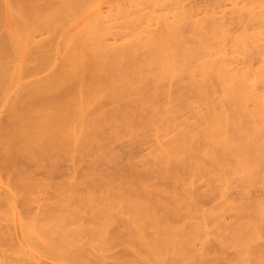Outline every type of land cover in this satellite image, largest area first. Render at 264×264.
<instances>
[{"label": "bare ground", "instance_id": "6f19581e", "mask_svg": "<svg viewBox=\"0 0 264 264\" xmlns=\"http://www.w3.org/2000/svg\"><path fill=\"white\" fill-rule=\"evenodd\" d=\"M95 1L98 0H0L1 103L5 100V96L14 94L12 101L9 100L10 102L7 104V118H1L3 121L0 119V155L5 158V160L2 159L6 164H4L3 160H0V163L2 164L3 162L4 164V167H2L3 170L7 168L4 170V173H7L5 174L6 176L8 175L6 178L9 177L10 179H7L8 184L9 181L10 184L9 186L7 184L9 188H6L5 192H1L0 182V264H22V262H25L23 247L25 244L29 248L35 249V252L38 251L40 255V250L37 249L42 246L44 247V245L46 246L44 247V252L46 253L52 250L56 252V249L59 250L60 248L62 250L65 246L67 249V246H70L74 248V254L73 251H70V255H73H69L70 262H73V264H106L107 257L109 259V256L106 255V251H112V247L115 249L116 246L123 245L127 250L124 249L125 251L122 250L121 252L117 250L118 253L115 252L117 254L113 256V262L111 261L110 264H161V262H159L160 258L162 259L161 261H163L162 264H164L165 260L159 255H162V253L169 248V240L174 238L175 242L171 241L174 246L172 247L170 244V248L175 250L172 252L173 254L179 251L177 253H192L193 256V252H196L198 257L200 256L203 258L213 251L215 256L213 259L210 258V261L207 259L208 264H264V240L262 241V245L255 244L259 238L261 240V238L264 237V223H262L264 219V203L259 202V200H253V203H249V205L245 206L243 203H240L242 200L236 203L235 199L231 201L232 199L230 200L227 198L222 202L223 198L220 197V194L223 190L219 191V193L221 192L220 194L214 195V193H216L214 190L218 188L215 189L213 187L212 197L214 198L220 195L219 198L222 203L219 202L215 204V207L213 204L214 208H212V210L210 208L208 214L207 212L209 210H207V212L205 211V214L208 216L206 220V216L204 217L205 214L203 213L204 211H198V214L196 210L197 207H195L196 209L194 208L195 203H193V201H188L196 197H190L191 199L188 198L187 200L184 196H173L176 195L173 194L172 196H168V198L166 196V198L162 199H151V196L150 199L147 197L146 200L144 197L143 199L141 196L145 195H142L143 193L140 194V186H138L139 192L137 191L138 188H134L141 183L138 180L141 175H139L140 177L137 179L138 184H136V182L132 188V190L136 189V191H132L128 187L125 188L127 185L126 182H124L126 185L123 186V189L120 187L122 184L118 185L119 187L117 188L115 186L116 182H112L116 187V189L113 188L116 190V194L114 196L110 194L114 192L112 189L109 193L110 198H108V193L106 192L105 194L107 197L102 196L104 200L106 197L105 203H103L105 204L104 206L107 207L105 210L104 206L103 211L99 210V208L97 209V207L95 208V206L93 207V213H90V222L92 225L84 226V222L83 225L81 224L82 213L80 210L81 207H79L80 202L77 204L73 203L70 199L72 200L75 196L71 195V198L68 199L66 195L65 198L68 199L64 201L66 206L59 208L60 210H56L59 205L62 207L63 201L61 203L57 202V206L51 203L42 212L43 218L45 217L44 219L41 216H38L39 219L36 216V219L34 216L35 219H32L33 221H31L30 217V223H25L20 220L23 244H18L19 246H17L15 250H11V248L6 250L7 243L5 245L2 241L6 239L5 237L8 231L5 237L3 236L2 238V235H4L2 229L4 231L6 227L4 226V228H2L4 224L1 222L10 219L9 217L11 215L14 220L13 215L17 208V197L21 192H24L27 197H29L31 194H36V189L42 187L41 185H43V187L46 186L44 180H38L39 177L33 176L30 172L34 173L35 171L36 174V172L39 173L40 170L46 177L49 173V169L47 170L49 167H47L46 170H41V168L45 169L46 165L44 161H46L47 158L49 159L54 151L56 152V150L62 148H70L69 150L74 148L73 150L76 152L80 150V147L86 144L84 149H87L89 144L92 145L93 141H91L89 135L87 137L86 134H90L91 131L94 135L97 129L102 128L101 126H103V124H100L101 126L99 125L100 120L102 123L104 119L111 117L110 119L112 120L113 118L114 120L117 118L113 112H106L110 117H105L103 102L106 98L117 103L123 100H132L134 97H142L149 100L146 101L145 99L147 103L149 102L150 104L151 102L156 105L160 98L164 99L169 97L168 100H165L166 103H172L173 101H183L186 103V94L183 93L184 84L181 82L182 78L187 79V85L190 90H193V93L196 92L199 96L201 95L202 99L206 97V93H209L208 89H210L205 85V81L212 89V82L210 83L209 81L213 79V83H219L221 85L219 88L223 89L227 97L229 111L233 116H236V114L243 113V105L254 91L251 83L256 82L258 84L259 81L264 82V62L261 60L264 57V36L262 37L261 35L263 33L260 31L259 34L255 31L252 34H248V30H250L248 28V30L245 29L248 31L247 34L244 31L240 35L238 33V36H234L237 34L236 32H234L236 34L233 33V35L231 33L233 30L230 31V29H226V24L231 21L227 19L226 22V18L224 19V17H227V13H225L223 9L224 5L227 6V2L239 8L238 5L240 2H243V7H245L250 4L253 5V3L256 5L258 1L260 3V0H217L215 8H213L215 4L212 3V7V4L210 6V4L208 5L207 3L209 8L204 5L205 9L201 11L199 9L201 7L197 8L196 6L197 9L185 7L182 0H173L172 3L170 1L172 9L170 5L169 8L171 10L159 8L163 0H141L142 3L149 6L148 8L151 9H148V11L144 13L143 11L145 9H138L137 6L132 10L125 9L124 13L127 14V16L134 15L128 21V30L129 34L133 35L135 38L132 41H124L119 44L116 42L125 37L127 34L126 31H116V27L112 23L113 16L111 17L110 15L112 14L108 13L110 12V8H108L109 11L107 12L108 15H110L104 16L102 11L100 12L99 6L93 8V3ZM193 5H195V3H193ZM252 5H250V7ZM253 8L254 6L248 10L249 16L253 18L252 20L256 23L259 22V20L264 23V10L255 13ZM106 11L105 15L107 14ZM236 11L233 10L232 13L234 14ZM236 13H240V11ZM199 14H203L204 17L197 18ZM218 15L223 16V18L221 17L222 19L219 20L217 17ZM235 15L234 18L236 19L238 17L237 20L239 22L243 20L241 14V16L237 17H235ZM249 16L246 18L245 15L243 18L252 22L248 19ZM234 18L232 20H235ZM255 19L259 20L255 21ZM238 21L236 23L239 24ZM249 22L246 23L250 25ZM262 22L257 25L261 27V25H264ZM244 23L242 24L241 22L240 24L243 26L246 24ZM231 24L228 25L230 28ZM234 24L235 23L232 25L234 26ZM238 27L239 29L237 30L240 31V26ZM257 28L258 27L254 30H257ZM227 30L230 31L233 37L227 35L229 33ZM234 31H236L235 26ZM186 33L189 35L191 33L192 37L195 36V38L190 41L187 38L191 37L189 35L186 36ZM111 36L115 41L113 43L108 41ZM226 37L229 39L230 37L232 38L231 42L227 38L229 43H231L228 51H226V48V50L222 48L223 46L228 47V43L226 44L224 42ZM221 39H224V41H221ZM192 41L193 43L191 44ZM221 42L225 44L223 45ZM255 60H260V62L258 66L254 68L253 66L255 64L253 65L252 62ZM57 61L60 63V67L58 66L59 70L56 68L53 72H56V70L58 71L51 74L49 69ZM231 65L234 67H231ZM40 72L43 73L42 78L38 80L35 78V80L29 79L35 77L37 74H41ZM150 75L151 77L153 75L151 81H149L150 79L148 80ZM173 76H180V78H177L179 82H175V77V86L172 85ZM207 77L209 79H207ZM252 78L254 82L251 81ZM147 80L151 82L148 84L150 85L148 89L146 88V84L148 83ZM255 94L256 93H254V95ZM262 94V96H264V91ZM102 98L104 99L102 100ZM100 100H102V103ZM203 100L206 101L207 98ZM153 105L154 104H152V106ZM1 106L2 104L0 108H2ZM141 107H144L143 109L146 108L145 106H140L139 109ZM92 108L94 109L93 112H95L94 114L93 112L90 114L91 117L93 115V120L89 118L90 115L88 114ZM118 110H120V112L123 111L120 107ZM118 110L114 111L117 116V113H119ZM173 110L177 111L178 109H172V111ZM224 110L225 109H223L222 112L220 111L221 113L219 114L212 112L211 115L210 113L207 117L210 118L208 122H206V118L203 120L204 126L206 123L208 124L207 127L203 129L205 132L203 131V133H201V136L203 135V142L201 140L202 143H197L198 138L195 136L196 133H193L192 130L189 131L190 129L181 130V133L177 131L176 133L178 134L175 133L174 136L170 137L165 142L161 141L160 143H156L159 146L158 148L155 146L158 149L157 151L155 148V151H161L158 156L164 158V160H166L164 161L165 163L168 161L169 166L171 161L174 162V165L177 161L178 165L176 166L171 163V166L173 165L172 168L176 167L174 170L178 171L180 168L182 170L187 168L191 170V168L197 166L193 165V161L195 160L203 159L205 164V160L209 159L214 164V162H218V159L219 162L220 160L223 161L228 159L229 155L233 154L237 156L236 148L234 149V147H238L237 149H239L241 146L240 144L243 145L241 146L243 150L246 146H249L247 148L251 146L254 148V145H251V140H255L258 133L259 136H263L264 130H262L261 133L257 132L258 130L254 131L257 128L251 125L249 128V123H247V125L245 122V127L248 129L244 128L243 130L242 126L241 130L243 131L239 133L240 128L238 129L236 124L230 121V114H227L228 110ZM177 113L178 112L174 114ZM120 117L122 118V116ZM124 118L126 117L124 116L123 120ZM203 121L199 120V123ZM144 122L142 123L143 126L145 125ZM148 122H150V119ZM140 128L143 129L144 127ZM230 128H234L235 132L233 131L230 133ZM251 128H254L253 131H251L253 133L252 135L247 132L249 129L251 130ZM245 129L247 131H245ZM79 131H83V138H80L81 136L78 138L77 134L79 135ZM101 131L100 129V132ZM97 132L98 134L96 133V136L98 135L97 138H100L102 132L100 134L98 130ZM258 137H256V139ZM93 138L96 139L94 136ZM88 141H91V143ZM157 141L159 142L160 140ZM256 143L258 144V142H255V144ZM256 147L257 149L259 148L258 154L254 156L251 162L247 161L248 159H245L247 162L244 160L243 163L239 162L242 167L243 165L245 166L244 170L248 168V173L251 168L253 169L255 167L256 169H254L253 172L251 170V175L250 177L248 176L250 178L249 180L248 178H243L245 179L242 181L244 186H247L248 183L251 182V177L254 175L252 173L254 172L256 174L259 173L264 179V144L261 143L260 146L255 145V148ZM75 148L77 149L75 150ZM242 148L237 151L240 152ZM82 149L83 148H81V150ZM84 149L82 150L83 152ZM69 150L68 152H71L72 155L73 150ZM233 151H235V154ZM59 152L60 151H58V153ZM74 153L73 156L76 155H74ZM85 153L81 154L80 152L81 155L86 157L87 154L85 156ZM71 155H69V158ZM159 158L160 157H158V159ZM162 158H160L161 160L159 159V161L162 162ZM18 159L21 161L19 162L20 165L25 162L24 165L22 164L23 166H29V164L35 165L34 162L36 164L38 163L37 165H39V163L42 164L32 172L31 170L33 168L31 166H29V168L24 167V169L23 166L20 168L17 167L16 161H18ZM250 159L252 158L250 157ZM77 160L79 161L80 159ZM47 162L49 161L47 160ZM161 162H159L158 165ZM218 163L217 165L220 164ZM250 163L252 167H248ZM37 165L36 167H38ZM51 166L52 165H50V168ZM159 166H161V164ZM171 166L167 168L169 171ZM204 166L208 167L207 164ZM7 170H9L10 173L6 172ZM43 171L46 173H43ZM210 171H212V169ZM171 172L173 173V170ZM172 173L171 175L175 172ZM179 173H181V171H178L177 174L179 175ZM177 174L173 177H178ZM43 175L41 177L42 179L44 177ZM214 175L210 176L214 178ZM103 178L106 179L105 177ZM223 179L229 180L227 177ZM214 180L219 181V178H215ZM97 181L98 180H96V182ZM102 181H100V184ZM211 181L210 178L209 182L211 183ZM108 182L109 181H105L104 183L106 184ZM220 182L222 183V181H219V183ZM224 182L226 183V180ZM109 184L110 182L108 185ZM131 185L133 184L131 183ZM140 185H142V183ZM220 185L222 186V184ZM10 186L12 189H10ZM107 186L105 185V188ZM127 186L130 187L129 184ZM221 186H219V188H221ZM42 189L39 192H41ZM209 191L211 194V189H209ZM17 192H20V194L18 195ZM39 192L37 191V195ZM23 194L19 200H24L23 198L25 195L23 196ZM69 194L68 197H70ZM240 194H242V192ZM78 197L79 196L76 198L78 199ZM239 197L237 196V198ZM231 198L233 197L231 196ZM29 199H31V196ZM100 199L102 200V198ZM239 199H243V197ZM22 200L20 204L21 202L23 204ZM95 200L93 197V201ZM90 202L92 201L90 200ZM234 202L236 203L235 205H233ZM28 203L29 201L27 198V203L25 201L23 205H28ZM97 203L95 202V205H99ZM86 204H88V202ZM106 204L109 207L106 206ZM27 208L28 207L25 209ZM29 208H31V206ZM23 212L25 211L23 210L22 213ZM228 212H232L233 214L236 213L237 215H233L232 213L229 214ZM194 213L199 216H193ZM226 213H228L230 218L229 222L224 220L226 219ZM30 214L29 212V215ZM113 214L120 215L122 219H117L118 222L120 221V224L118 223L116 227H113L117 224V222L114 221L116 218H113L114 222H111V216H113ZM126 215L127 217H124ZM196 217L200 220L197 223L193 222ZM123 218L125 220H123ZM78 221L81 224H78L80 226L72 228V230L71 228L69 229V227L67 228L71 222L77 223ZM112 223L115 224L112 226L113 229H110V232L107 227ZM12 224L14 223L12 222ZM10 227L11 225L8 228ZM78 227L81 228L79 229ZM77 228L79 230H77ZM11 229L13 228L11 227ZM104 229H106V232ZM8 230L10 231V229ZM99 232L105 233V237L99 235L100 238H103V241L98 236ZM82 233L85 234L84 238H88L85 241L86 243L84 242L82 244V246H86L85 248L82 247L80 243V245H76L79 239L81 241ZM109 233L110 235H108ZM210 233L213 234L211 235V239L209 237ZM201 234L204 236V241L202 242L203 247L206 245L203 252L193 249V242ZM86 235L88 237H86ZM96 235L98 237L96 239H99L98 242H100L96 243L97 245L94 243ZM159 240L161 241L159 242ZM216 245L219 249L218 247H216L217 249L214 248ZM3 246H5V248ZM13 246L15 247V243ZM70 247L68 251L72 250ZM66 249L64 248L65 253L67 252L65 251ZM228 249L234 252H232L234 256H232L230 260H226V256L228 255L227 252H229ZM64 252L61 251L60 254L63 253L64 255ZM94 252L96 255L95 257H98V260L95 261L96 263L93 262L94 259H91V254L93 255ZM51 253L52 252L49 254ZM52 254H54V251ZM230 254L228 256H231ZM13 255H15V258ZM57 255H55V257L58 259L59 255ZM63 255V258L67 256V254ZM128 255L130 257H128ZM48 256H46V259ZM21 257L25 261H22ZM65 259L67 260V258Z\"/></svg>", "mask_w": 264, "mask_h": 264}, {"label": "rangeland", "instance_id": "374dc122", "mask_svg": "<svg viewBox=\"0 0 264 264\" xmlns=\"http://www.w3.org/2000/svg\"><path fill=\"white\" fill-rule=\"evenodd\" d=\"M166 1H167V3H166ZM170 1H171V3L173 2V0H163L162 4H160L161 6H159V8H167V10L168 9L171 10L172 9L171 8L172 4L170 3ZM182 1H183V5L185 7L192 8V9L193 8L197 9L198 7H201V8H199L200 11H201V10L205 9V6L207 7L209 4L211 6L212 3L215 4L214 7H213V4H212V7L215 8L217 0H182ZM206 1H208V2H206ZM193 3H195V5H193ZM207 3H208V5H207ZM260 3L258 1L256 3V5H254V3H253V5L250 4V5H252L251 7L254 6L253 10H254L255 13H258L259 11H263L264 10V0H260ZM226 4H227V6L226 5L223 6V9H224L225 13H227L226 14L227 17H224V19L226 18L225 19L226 22H227V19H228V21H231V22H228L229 24L227 23L228 25H230L232 22L235 23L236 25L234 24V26L236 28V31H234V26L232 25L233 23L231 24V28L232 29L227 24H226V29H230V31L233 30L231 32L232 34L234 32H236L237 34L234 33V34H236V35L233 34L234 36H238V33L240 35L244 31L246 32V34L248 33V31H249L248 34H252L255 31L260 34V31H261V33H263V34H261L262 37L264 36V25H261V27L257 25L258 23L261 24L262 21H260L259 19H255V21L259 20V22L256 23V22H254V20H252L253 18H251L249 16L250 14L248 13L249 12L248 10L251 9L250 5L246 4L247 6L243 7V2H240L239 5H238L239 8H236V7H234L233 5H231L228 2ZM93 5H94L93 8L99 6L100 12L102 11V14L104 16H107L108 13L112 14V15H110V14L109 15L111 17L113 16L112 17L113 18V22L112 23L115 25L116 31H118V32L126 31L127 34L125 35V37L122 38V39H119L116 42L117 44H119L121 42H124V41H132L135 38L133 35L129 34V30H128V21L134 15L127 16V14L124 13L125 9L126 10L127 9L132 10V9L136 8V6H137L138 9L139 8H142L143 10L145 9L143 11V13L147 12L148 9H151V8H148L149 6H147L144 3H142L141 0H98V1H95L93 3ZM169 5H170L171 9L169 8ZM145 6L147 7V10H146ZM196 6H197V8H196ZM202 6H203V8H202ZM108 8H110L109 9L110 12H108L109 11ZM208 8H209V6H208ZM213 8H211V9H213ZM233 10L234 11L237 10L236 12L240 11V13L234 12V14H233L232 13ZM241 10H242V13H241ZM105 11H106V13L108 12L106 15H105ZM166 12H168V11H166ZM137 14H140V13H137ZM234 15H235V17L241 16L243 20L245 19V18H243V17H245V15H246V18L249 16L248 19H250V21H252V22H249V20H247V19H245L247 21H245V20L243 21L242 20L241 21L242 24L244 22L245 23L246 22L250 23V25L247 24V23H246L247 24L246 25L244 23L245 25H243V26H245V27H243L242 24H240L241 22H239L237 20L238 17L235 19ZM219 16H220V18H219ZM200 17L203 18L204 15L203 14L202 15L199 14L197 16V18H200ZM217 17H218L219 20L223 18V16H221V15H218ZM233 18L235 20H232ZM237 21L239 22V24L236 23ZM238 26H240V31L241 32L239 30H237V29H239ZM255 26L258 27L259 29L257 28V30H254V29H256ZM253 27H255V28H253ZM248 28L250 30H248ZM242 29H243V31H242ZM245 29H247L248 31L245 30ZM230 31H228L229 33L227 34L229 36L231 35ZM188 35L189 34L186 33V36H188ZM233 35H231V36L233 37ZM189 36L192 38V39L191 38H187L190 41L193 40V38H195V36L192 37L191 33H190ZM111 38H112V36H111ZM111 38L109 37L108 41L110 43L115 42L114 39L112 38L113 39L112 40ZM227 38L228 37H226L225 41H224V39H221V41L223 40L226 44L227 43L229 44V45L227 44L228 47H226V46L222 47L224 49L226 48L227 49V50L225 49L226 51H228V49L230 48V45H231V43H229V41L230 42L232 41L231 37H230L231 40L228 38L229 41L227 40ZM189 40H187V41H189ZM224 42H221V44L223 43V45H224L225 44ZM192 43H193V41L191 42V44ZM263 58L261 59L262 62H264ZM259 62H260V60L253 61L252 64L253 65L255 64L253 67L254 68L257 67ZM59 64H60L59 61H57L55 64H53L51 66V68L49 69L51 74L52 73H56L59 70L58 69V66L60 67ZM232 66L233 65H231V67ZM234 66H235V64H234ZM56 68L58 70H56V72H53V71H55ZM42 77H43V73H41L39 75L37 74L35 77L29 78V79L30 80H35V79L38 80V79H40ZM152 77H153V75H152ZM152 77L150 75V78H148V80L150 79L149 81H151ZM175 77H176V81L175 82H177L178 81L177 78H180V76H175ZM175 77L172 78L173 79V81H172L173 83L170 82L174 86L176 85V83L174 82ZM207 79H209V78L207 77ZM254 79H256V78H254ZM149 81H148L147 84L145 83L146 81L144 82L147 85L146 86L147 89L150 87V85H148V84L151 83V82H149ZM251 81L254 82L253 78L251 79ZM181 82L184 84L183 93L186 94V98H185L186 103L183 102V101L182 102L181 101H173L172 103H166L165 100H168L169 97L164 98V99L160 98L158 103H156V105H155V103H151V102H150V104H149V102L147 103L146 101H149V100H147L146 98H142V97H136V98L134 97L132 100H123V101L117 102V103L116 102H112L111 100L106 98L104 100V102H103V108H104L103 111H105V117L106 118L110 117V115L108 113H112L113 112L115 114V117H117V118L119 117L121 120L119 118L118 119L116 118L117 120L116 119L113 120V118H112V120H113L112 121L110 119L111 117L108 118V119H104V121L102 120V123H101V120H100L99 125L103 124V126L100 125L102 128L98 127L99 129H97V130L99 131V134L102 132V135L100 134L101 137L97 138L98 137V135L96 136V133L98 134L97 130L94 133V135L90 131V134L92 135V137H91L90 134H86L87 137L89 135V137L91 138V141H93V142H92V145L89 144L90 146L89 145L87 146V149H84V147H86L87 144L85 146H83V147H80V150H81V148H83L84 152L82 151L83 149L81 151L77 150L75 152L73 150L74 148H71V150H69L70 148L69 149L68 148H62L64 152L62 151V149L56 150V152L54 151L52 153V156H50L51 158L50 157H49V159L47 158V160L49 162H47V160L45 159L46 161H44V164L46 165V167L43 166V167H45V169L41 168V170H46V168L49 167V168H47V170L49 169L48 170L49 173L47 171V173L49 175L47 174L46 177L42 174V171H40L39 169L38 170H39L40 174L38 172H36V174H35V171H34V170H36V168H39L42 163L41 164L39 163V165H37L38 163L36 164L35 162H34L35 165L29 164V166H31L33 168L31 171L32 172L34 171V173L30 172V174H32L33 176H38L39 177L38 180H40V181L44 180V183L46 182V186H44L45 187L44 188L43 185H41L42 187H40V188L41 189L43 188L41 192H39L41 189L38 187L36 189L39 192L38 195H37V191H35L36 194H33V195L31 194L30 195L31 199H29L30 196L27 197V195L24 192H21V194H20V192H17L18 195L19 194L20 195L17 197V203H16V207L17 208H16V211H15V214L13 215L14 216L13 217L14 220L12 219V215H11L9 217L10 219H7L5 221L3 220V222H1L2 224H4L2 228H4V226L6 227V228H4V231L2 229V233L4 234V235L1 234L2 238H3V236L5 237V235H6L7 231H8V233H7L6 237H5L6 239L5 240L3 239V241H5V242L2 241V243L3 244L5 243V245H6V243H7V245L9 244L8 247L6 245V248H7L6 250H8V248H11V250H15V248H17V246L23 244V238H22L21 228H20V220L22 222H25V223H27V222L30 223L31 221H33L32 219H35L36 216L37 217L41 216L43 218V215H42L43 210L45 208H47V206H49L51 203L52 204H56V206H57V204H58L57 202L61 203L63 201L62 202V207H61V205H59V207L56 209V210H60L59 208H63V206H66V204L64 202L65 200H68L69 198H71V195L75 196L72 200L70 199V201L73 202V203H76V204L80 202V206L79 207H81L80 210H81V213H82L81 214L82 215L81 224L83 225L85 223L84 226H90V225H92V223L90 222V219H91V216H90L91 214L90 213L91 212L93 213V209H94L93 207L95 206V208L97 207V209L99 208V210L103 211V206L105 205L103 203H105V200H106V197H107L105 192L108 193L107 194L108 198H110V194H113V196L116 194L115 193L116 190H114V189H116V187L118 188L119 187L118 185L122 184V186H120V187L123 189L124 188L123 186H125L126 183H127V185L129 184L131 188L129 186H127V185L125 186V188L128 187L129 189L132 190V188L134 187L135 183L137 182L136 184H138V180H139V182L142 183V185H140L141 183H139V185H136L134 188H138L137 191L139 192V187L138 186H140V192H141L140 194L143 193L142 195H145V196H141V195L140 196L142 198L144 197L145 200H146V197L148 199H150L151 196H152L151 199H155V198H161L162 199V198H166V196L168 198V196H172L173 194H176V195H173V196H177V195L178 196L180 195L181 197L184 196L187 200H188V198L191 199L193 197H196L197 199L193 198V200L191 199V200H188V201H193V203H195L194 208L197 207V209L195 208L197 210V213H198V211L200 212L202 210L201 212L204 211L203 213L205 214V211L207 212V210H209L207 212V214H208L210 212V208L212 210V208H214L216 206L215 204H218L221 201V199L219 198L220 195H221L220 197L223 198L222 202L224 201V199L226 200V198H227V199H230V200L232 199L231 201H233V199H235L236 203L240 202V200H242L240 203H243L245 206L249 205V203H253V200L254 201L255 200H257V201L259 200V202L264 203V179L262 178V176L259 173L256 174L254 172V173H252L254 175L251 177L252 179L253 178L254 179L253 180L251 179V182L248 183L249 186L247 184H245L247 186H244L242 181L245 180L246 178H248V180L250 179L249 177L251 175L250 174L251 170L253 172L255 167L253 169L251 168L250 172L248 173L247 172L248 168L244 170L245 166L243 165V167H242L239 164V162L243 163V160L245 161V159H248L247 161H249V162H251L253 160L254 156H256L258 154V149H259V148L257 149V147L255 148V145L256 146H260L261 143L264 144V135L263 136H261V135L259 136V133H258V135L256 137H258V136L259 137L257 139H256V137H255V140H251L250 139L252 141L251 145H254V148L250 145L251 146L250 148H247L249 146H246V147H244V150H243V148L241 147V146H243L242 144H240L241 146H240L239 149H237L238 147H234V149L236 148V153H237V156L235 155L236 157L232 154L233 156L229 155V157H228V159L230 158L229 160L228 159L223 160V161L220 160V162H219V159H218V162L220 164L218 162L217 163L219 165H217V163H215V162L213 164L212 161H210L209 159L205 160V164H204V160L203 159L195 160V161H193V165H197L198 167L196 166V167L191 168L192 172H191V170H188V168L187 169H183V170L180 168V169H178L179 172L181 171V173H179V175L177 174L178 171L174 170V169H176V167L172 168V166L174 165L173 161H171V163H173L172 166H171V163H170L171 168H170V171H169L167 169L168 167H170L169 164H168V161H167V163H165L164 161H166V160H164V158H162L161 156H158V154H160L159 152H161V151H159V152L155 151V148H156L155 146H157V148L159 146L156 143H160L161 141L165 142L170 137L174 136L177 131H179L181 133L182 132L181 130H185V129L189 130L190 129L189 131L192 130L193 133H196L195 136H197V138H198L197 143H202L203 142V135L201 136V133H203V131L205 132V130H203V129L206 128L207 124H208V123H206V125L204 126L203 125L204 124L203 120L206 118L207 119L206 122H208L210 118H207V117H208V115L210 113L212 115V112H214L216 114H219V113H221L223 111V109L229 111V105L227 103V97L225 96V93L223 92V89L219 88V86H221V85L219 83L218 84L217 83H213V79H212V81H211V79L209 81L210 83L212 82V85H213L212 89H211L210 86H208L206 84L207 82L205 81V85L208 88H210V89H208L206 87L208 89L209 93H206V97L202 96L205 99L207 98L206 101L203 100L204 98L203 99L201 98V95L199 96V95H197L196 92L193 93L194 91L190 90V88L187 85V79L186 78L185 79L182 78ZM203 82H202V84H203ZM214 82H216V81H214ZM251 84H252V88L254 89V91H253V93L251 92L252 94H250V96L247 98L245 104L243 105V108H244V110H242L243 113L241 112L242 114L239 113V114H236V116L235 115L233 116L230 111H229L230 113L227 111V114H230L229 115L230 121L231 122L233 121L236 124L238 129L240 128L239 129L240 131L238 130L239 133H241L244 130V128H247V127H245L247 123H249V125L247 124L248 127L251 125L252 127L257 128L254 131L258 130L257 132L261 133V131L264 130V96H262L263 95L262 93L264 91V82L263 81H259L258 84L256 82L255 83H251ZM261 85H262V87H261ZM146 91H148V90H146ZM208 91H206V92H208ZM251 91H252V89H251ZM254 93H256V94L254 95ZM10 95L11 94H8L7 96H5L6 98H5L4 101H3L4 98L2 99V101H3L2 103L0 101V105L2 104V106H1L2 108H0V116H1L0 119L3 118V117H4L3 119L7 118L6 117L8 115L7 110H6L7 104H8V102L12 101L14 94L11 95V96ZM103 99L104 98H102V100ZM145 99H146V101H145ZM102 100H100V102ZM152 104H154V105L152 106ZM140 106H145L146 108L143 109L144 107H141L140 108L141 110H140L139 109ZM119 107L121 109H123L122 112H120V110H118ZM101 108H102V106H101ZM172 109H176V110L178 109V110L177 111H174V110L172 111ZM91 110L89 111L90 113H88L89 115L92 114V112L94 111L93 108ZM115 110H118V112L121 115L119 113H117L118 114V116H117L116 112H114ZM106 112H108V113H106ZM139 112H140V114H139ZM172 112H173V114H172ZM176 112H178V113L174 114ZM94 113L95 112H93V114ZM89 115H87V116H89ZM123 115L126 117V118H124V120H123V117H124ZM120 116H122V118ZM112 117H114V116H112ZM89 118L92 119L93 115H92V117L90 115ZM89 118H88V120H89ZM3 119H1V120L3 121ZM149 119H150V122H148ZM94 120H95V118H94ZM199 120L203 121V122L199 123ZM142 121L145 124L144 126L142 125V123H143ZM140 122H142V123H140ZM245 122H246V124H245ZM135 124L139 125V126H136ZM140 124H141V126H140ZM199 124H201V125H199ZM242 126H243V130H241ZM138 127H139V129H138ZM140 127H144L145 129L144 128L142 129ZM254 128H251V130L249 129V131H247L245 129V131L249 132V134L251 133V135H252L253 133L251 131H253ZM100 129L102 130L101 132H100ZM229 131H231L230 133H232L233 131L235 132L234 128H230ZM86 133H87V131H86ZM176 134H178V133H176ZM245 134H246V132H245ZM251 135H249V136H251ZM77 136H78V138L80 136H81L80 138H83L82 137V136H84L83 131H79V135L77 134ZM93 136L96 139H94ZM90 138H88V139H90ZM92 138H93V140H92ZM155 139H156V141L157 140H160V141L156 142ZM201 140H202V142H201ZM91 141H88V142L91 143ZM150 141H151V143H150ZM255 142H258V144L257 143L255 144ZM102 144H103V146H102ZM151 144H153V145H151ZM237 144H235V145H237ZM101 146H102V148H101ZM77 148H75V150ZM241 148H242V150L240 152H238L237 150H240ZM68 150L69 151L73 150V153L75 152L74 155L76 154L75 155L76 157L73 156V153L71 155V152L69 153ZM86 150H87L88 153L86 152ZM159 150H160V148H159ZM58 151H60V152L58 153ZM157 151H158V149H157ZM80 152H81V154H84L86 152L85 156H86V154H87V156L84 157L83 155L80 154ZM233 152L235 154V151H233ZM54 153H55V155H54ZM238 153H239V155H238ZM68 154L71 155L70 158H69ZM158 157L162 158V160H163L162 162L163 163L161 161H159L160 158L158 159ZM250 157L252 159H250ZM0 158H1L0 160H3V159L5 160V158H3V156H1ZM56 159H58V160H56ZM77 159H80V160L78 161ZM4 160H3V162H4ZM51 161H52V163H51ZM247 161H245V162H247ZM3 162H2V164H3ZM19 162H21V161H19V159H18V161H16V165H17V167L20 168V167H22L24 165L25 162L21 163V165L19 164ZM159 162H161L160 163L161 166H159L160 164L158 165ZM195 162H197V163H195ZM245 162H244V164H245ZM29 163H31V162H29ZM2 164L0 163V169H1L0 171H2V172H0L1 192H5L6 188L7 189L9 188V187H7V184H8L7 179H9V177L6 178L8 175L6 176L5 174H7V173H4V170H6L7 168L4 169V170L2 169V167H4V164H6V162H4L3 166H2ZM206 164L208 165V167L204 166ZM36 165L38 167H36ZM50 165H52L51 168H50ZM176 165H178L177 161L175 162L174 166H176ZM29 166L25 165V166H23V169H24V167H26V168L28 167L29 168ZM249 166L252 167L251 163L248 165V167ZM199 167H200V169H199ZM201 167L204 168L205 170L202 169ZM8 169H10V168H8ZM211 169H212V171H210ZM28 170H30V169H28ZM172 170H173V173L175 172L178 175V177H173L176 174L175 173L173 174L171 172ZM207 170H208V172H207ZM185 171H187V172H185ZM6 172H9V170H7ZM170 172L173 175H171ZM43 173H46V172L43 171ZM42 175L44 176L43 179L41 178ZM139 175H141V177ZM210 175H214V178L212 176H210ZM103 177H105L106 179H104ZM220 177L222 179L224 177H227L229 180L225 179L226 180V183H225L224 182L225 180L224 179L222 180ZM114 178H115V180H114ZM210 178L212 180L211 183L209 182ZM215 178H219V181H222V183L221 182L219 183V181L214 180ZM243 178H245V179H243ZM110 179H111V181H110ZM140 179H142V180H140ZM96 180H98V181L96 182ZM47 181H49V182H47ZM100 181H102L101 184H100ZM105 181H109L110 182V184H109L110 186L108 185L109 182L105 184L104 183ZM113 181H114V183L116 182V184H115L116 187L114 186V184H112ZM124 182H126V183H124ZM71 183H72V185H71ZM118 183H120V184H118ZM131 183L133 185H131ZM9 184H10V181H9ZM9 184H8V186H9ZM220 184H222V186ZM105 185L106 186L108 185L106 188H108V187L109 188L111 187V188L110 189L109 188L106 189ZM102 186H103L104 189L102 188ZM141 186H142V188H141ZM219 186H221V188H219ZM224 186H226V187H224ZM213 187L215 189L218 188L219 189V190L217 189L218 192H217V190H214ZM10 189H12L11 186H10ZM38 189H40V190H38ZM112 189L114 190V192L110 193V191H112ZM209 189H211V191H212L211 194H210ZM55 190H56V192H55ZM70 190H71V192H70ZM141 190H143L144 192L141 191ZM213 190L216 192V193H214V195L215 194L218 195V194H220L222 192L219 196H215L214 197L215 200L212 197L213 196ZM221 190H223V191H221ZM59 191H60V193H59ZM134 191H136V189ZM219 191H221V192L219 193ZM138 192H136V193H138ZM241 192H242V194H240ZM22 194H23V196L25 195V197H26V199H25V197L23 198L26 201V203H27V198H28L29 203H28V205L25 204L26 206L23 205L25 203V201L22 200V199L21 200L23 201V204H22V202L20 204L21 200H19V198L22 197L21 196ZM57 194H59V195H57ZM68 194H69L70 197H68ZM66 195H67V197H66ZM227 195H229L230 197L227 196ZM77 196H79L78 199L76 198ZM92 196L94 197V200L95 199L96 200L98 199V200L97 201L96 200L93 201V197ZM102 196H106L105 200H104V197H102ZM231 196L233 198H231ZM237 196L238 197L240 196L239 198L243 197V199H239V198H237ZM65 197L68 198V199H66ZM90 197H92V198H90ZM100 198H102V200ZM74 199H75V201H74ZM86 199H87V201H86ZM90 200L94 204L92 202H90ZM197 200H199V201H197ZM87 202H88V204H86ZM95 202L96 203L98 202L97 204H99V205H95ZM222 202H220V203H222ZM236 203L234 202L233 205H235ZM85 204H86V206H85ZM213 204H214V207H213ZM30 206H31V208H29ZM106 206H108V205L106 204ZM26 207H28V208L25 209ZM100 207H101V209H100ZM90 208H92V209H90ZM106 208L107 207L104 206V210ZM23 210L25 211L23 213H25L26 215L22 213ZM29 212L31 213L30 215H29ZM232 212H228V213L230 214ZM228 213L225 214L226 215V219H224V220H226V222L230 221ZM198 214L196 215L194 213L193 216H197L198 217L199 216ZM207 214L204 215V217L206 216L205 217L206 220H207V217H208ZM27 215H29V216H27ZM233 215H237V214L235 213ZM32 216H33V218H32ZM30 217H31V221H30ZM37 217H36V219H37ZM124 217H127V215L124 216ZM197 217H196V219H194L195 221H193V222L197 223V222L200 221V220H198L199 218H197ZM230 217H232V216H230ZM113 218H116V220L117 219L122 220L120 215L113 214V216H111V219H112L111 222L113 221ZM16 219H18L19 221L16 220ZM38 219H39V217H38ZM10 220L14 224H12V222ZM116 220H114V221L117 222V224L112 223L109 226L106 225V226H108L107 229H109V231H110V229L111 230L113 229L112 226L114 224L115 225L113 227H116L118 225V223L120 222V221L118 222V220L117 221ZM123 220H125V219L123 218ZM263 220H262V223H264ZM6 221H8V222H6ZM72 224H73V226H72ZM78 224H80L79 221L77 223L76 222L75 223L71 222L67 226V228L69 227V229L71 228V230H72V228H75V227L81 225V224L80 225H78ZM10 225H11V227L13 229H11V227L8 228ZM193 225H195V224H193ZM78 228L80 229L81 227H78ZM78 228H77V230H79ZM8 229H10V231ZM14 229H15V231H14ZM263 230H264V228H263ZM104 231L106 232V229H104ZM8 234H9V236L11 238L8 236ZM84 235L85 234H83L81 236L83 238V239L81 238V241H80V239L78 240V242L76 244L77 246L80 245V244L82 246V244L86 241V239H88V238H84L85 237ZM99 235H101L102 237H105V233L104 232H99L98 236ZM108 235H110V233ZM211 235H213V234L210 233V235H209L210 239L212 238ZM86 237H88V236L86 235ZM96 238H98L97 235H96V237L94 239L95 245H97L96 243H100V242H98L99 239L97 240ZM99 238H100V236H99ZM100 239H102V241H103V238H100ZM174 239L169 240V248L166 249L165 252L162 253V255H159L160 257L161 256L163 257V260H165L164 264H199V262H200V264H208V261H210V258L213 259V257L215 256L213 251L209 255H206V257H203V258L200 257V256L198 257V254H196V252H193L194 253L193 256H192V253H189V254L185 253V252H183L185 254L177 253L179 251H177L176 254L175 253L173 254L172 252H174L175 250L173 248H170V244H171L172 247L174 246L171 243V241L175 242ZM258 240L255 242V244L262 245V241L264 240V237H262L261 240H260V238ZM160 241L161 240H159V242ZM203 241H204V236H203V234H201L193 242V249L194 250L196 249L199 252H203L204 251L203 249H205V247H206V245H204V247H203V243H202ZM11 243H13V244L15 243V247ZM263 244H264V241H263ZM10 245H11V247H10ZM25 245L23 246L24 247V255L25 256L24 255L23 256L25 257L24 259L26 261L22 258L23 257L22 256L21 260L25 261V262L21 261L22 264H73V262H70L71 260L69 259L70 258L69 255H70V251H73L74 248H71L70 246H67V249H66V246L64 247L66 249L65 251H67L66 253L64 252V248H62V250H61V248L59 250L56 249V252H55V250H52V251H48L46 253V252H44L45 251L44 247H46V246L44 244H42V245H44V247L41 245L42 247L37 249V250H40V253H41V255H40V254H38V251L35 252V249H31L27 245L26 246ZM3 247L5 248V246H3ZM69 247L72 250L68 251ZM82 247L85 248L86 246L83 245ZM216 247H218V246L216 245L214 248L217 249ZM42 248H44V249H42ZM124 249L127 250L123 245H118V246L115 247V249L112 247L111 248L112 251L108 250L109 253H108V251H106L107 254L106 253L105 254L107 256H109V259L107 257L106 264H110V262L113 260V256H115L118 253L117 250H120L119 252H121L122 250L125 251ZM171 249H173V250H171ZM218 249H219V247H218ZM53 251H54V254H52ZM61 251H63L65 253L64 255L67 254V256H64L63 253L60 254ZM95 251H97V250H95ZM50 252H52V253L49 254ZM115 252H117V253H115ZM232 252H233V250L232 251L229 250V252H227L228 255L231 253L230 254L231 256H228L226 254L229 257L228 258L226 256V260H228V259L230 260L232 258V256H234L233 255L234 252L233 253ZM57 254L58 255L60 254V255L58 256ZM73 254H74V251H73ZM73 254H71V255H73ZM96 254H98V253H96ZM28 255H29V257H28ZM55 255L58 256L59 260L57 259V257H55ZM62 255L64 256V258L62 257ZM13 256L15 258V255H13ZM46 256H48L47 259H46ZM52 256H53V258H52ZM95 256H96L95 252H94L93 255L91 254V259L92 260L94 259L93 260L94 263H96L95 261L98 260L97 259L98 257H95ZM128 257H130V256L128 255ZM65 258H67L68 261ZM207 259H208V261H207ZM161 260L162 259L160 258V261L159 260L158 261L161 262V264H162L163 261H161ZM152 263H154V262H152Z\"/></svg>", "mask_w": 264, "mask_h": 264}]
</instances>
